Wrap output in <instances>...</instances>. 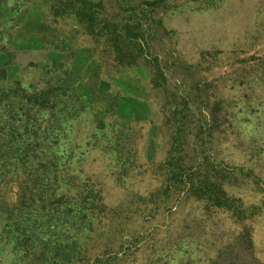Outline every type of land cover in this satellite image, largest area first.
I'll use <instances>...</instances> for the list:
<instances>
[{
  "label": "rangeland",
  "instance_id": "rangeland-1",
  "mask_svg": "<svg viewBox=\"0 0 264 264\" xmlns=\"http://www.w3.org/2000/svg\"><path fill=\"white\" fill-rule=\"evenodd\" d=\"M0 264H264V0H0Z\"/></svg>",
  "mask_w": 264,
  "mask_h": 264
}]
</instances>
